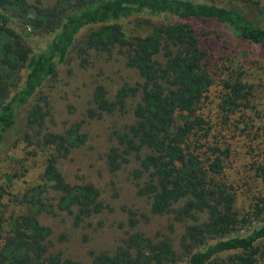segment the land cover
<instances>
[{
	"label": "trees",
	"instance_id": "16d2710c",
	"mask_svg": "<svg viewBox=\"0 0 264 264\" xmlns=\"http://www.w3.org/2000/svg\"><path fill=\"white\" fill-rule=\"evenodd\" d=\"M243 1L249 4L247 7L264 9L260 1ZM131 17L142 18L140 21L147 26L143 34L126 35L121 23ZM193 24L226 27L238 40L264 49V23L234 5L203 0H56L43 7L40 0L33 4L27 0H0V146L17 125L19 107L31 104L42 84L64 61L79 33L97 27L82 37L84 49L109 52L118 46L127 64L141 77L137 86H121L114 100L107 98L102 85L93 92L90 117L123 108L128 97L138 98L134 121L126 131L114 132L118 145L110 146L106 153L108 168L118 170L132 154L138 157L132 175L136 179L144 177L137 192L150 198L151 212L193 221L184 229L183 247L199 243L205 234L220 236L201 248L188 249L180 264H260L264 221L243 234L231 235L233 229L241 227L243 218L235 209L234 192L217 178L227 152L214 148L218 155L206 161L199 156L195 136L205 122L198 106L214 80L207 51ZM24 26L52 32L49 43L37 48L32 56L31 49L14 32L22 31ZM25 66L27 71L21 76ZM220 82L224 90L220 109L228 120L231 113L246 107L252 86L228 77ZM11 87L14 90L9 96ZM44 117L43 105L31 104L25 119V139L29 138L30 128L43 124ZM76 129L68 135L51 134L45 142L67 150L72 139H80ZM143 149L148 152L140 155ZM253 170L263 187L255 208L264 214V206L259 204L264 205V158L254 164ZM39 181L24 194L25 211L19 213H7L3 200L7 191L0 186V264H85L50 252L52 231L41 223L39 215L56 208L73 214L79 223L103 209L98 189L90 182L66 181L54 153L46 158ZM50 190H55L56 196H50ZM199 213L207 214L205 222L198 223ZM126 243L111 254L93 253L89 264H164L177 259L169 239L153 241L135 233Z\"/></svg>",
	"mask_w": 264,
	"mask_h": 264
},
{
	"label": "rangeland",
	"instance_id": "374dc122",
	"mask_svg": "<svg viewBox=\"0 0 264 264\" xmlns=\"http://www.w3.org/2000/svg\"><path fill=\"white\" fill-rule=\"evenodd\" d=\"M35 1L27 0L29 4ZM55 1L40 0V3L43 7H49ZM203 1L238 6L255 20L264 23V9L258 11L254 9L255 6L247 7L249 4L243 0ZM257 1L264 8V0ZM141 19L131 17L121 23L127 36L135 32L143 34L147 30ZM193 26L201 46L207 51L208 68L214 80L207 96L198 106L205 125L195 140H199V156L205 161L218 155L214 148L227 152L224 168L217 178L234 192L235 209L238 216L243 218L241 227L233 229L231 235L243 234L264 221V214L257 213L255 208L263 187L253 170L254 164L264 158V49L238 40L223 26ZM96 28L89 27L79 33L64 61L58 64L55 74L34 95L31 104L43 105L45 117L41 126L28 130L27 139L23 136L27 130L25 119L31 104L17 110V125L0 146V186L7 191L3 199L7 213L25 211L23 196L40 182L46 158L54 153L57 154V167L65 180L70 183H92L98 189L104 207L79 223L74 221L73 214L56 208L52 213L42 211L39 219L52 231L51 253H61L89 264L93 253H114L118 247L127 245L129 236L137 233L153 241L169 239L177 259L164 264H180L187 257L188 249L201 248L220 236L205 234L199 243L183 247L184 229L193 221L178 220L173 214L157 215L151 212L150 198L137 192L138 183L144 177L136 179L132 175V170L139 164L138 157L132 154L118 170L108 168L106 153L110 146L118 145L114 132L126 131L134 121L133 108L138 98L135 95L128 97L123 108L116 107L90 117L88 110L94 106L93 92L97 85H102L107 98L114 100L121 86H137L141 77L134 67L127 64L123 50L118 46L109 52L84 49L80 42L82 37ZM14 32L31 49L30 56L52 38V32L32 31L25 26L22 31ZM26 71L25 66L20 75L24 76ZM227 77L252 86L246 107L231 113L228 120L220 109V98L224 93L220 81ZM13 88L9 89V96ZM75 127L77 134L81 135L80 139H72L67 150L45 142L49 135H68ZM146 152L148 150L143 149L140 155ZM56 194L55 190L49 192L50 196ZM183 201L173 207H178ZM259 204L264 206L263 203ZM206 220L207 214L199 213L198 223ZM260 250L262 255L259 262L264 264V241L260 243Z\"/></svg>",
	"mask_w": 264,
	"mask_h": 264
}]
</instances>
